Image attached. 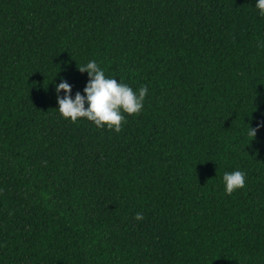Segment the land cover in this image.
Instances as JSON below:
<instances>
[{"label":"trees","instance_id":"obj_1","mask_svg":"<svg viewBox=\"0 0 264 264\" xmlns=\"http://www.w3.org/2000/svg\"><path fill=\"white\" fill-rule=\"evenodd\" d=\"M254 2L0 0V264H264ZM91 59L149 88L119 132L56 109Z\"/></svg>","mask_w":264,"mask_h":264},{"label":"clouds","instance_id":"obj_2","mask_svg":"<svg viewBox=\"0 0 264 264\" xmlns=\"http://www.w3.org/2000/svg\"><path fill=\"white\" fill-rule=\"evenodd\" d=\"M254 8L260 17H264V0H255ZM264 47V43L258 44ZM81 73H87V81L82 92L72 94V85L61 78L54 84L57 111L59 115L75 123L83 118L92 122L96 128H107L119 132L127 115H136L144 108L149 93L146 85L134 90L114 76H107L95 59L88 60L78 67ZM249 126L248 135L255 137L257 129ZM246 173L242 170L224 172L221 180L226 195L242 189L246 183ZM135 219L142 220V213H136Z\"/></svg>","mask_w":264,"mask_h":264}]
</instances>
